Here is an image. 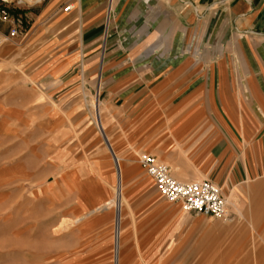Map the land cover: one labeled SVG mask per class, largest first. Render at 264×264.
Returning a JSON list of instances; mask_svg holds the SVG:
<instances>
[{
	"label": "crops",
	"instance_id": "crops-1",
	"mask_svg": "<svg viewBox=\"0 0 264 264\" xmlns=\"http://www.w3.org/2000/svg\"><path fill=\"white\" fill-rule=\"evenodd\" d=\"M66 1L7 0L0 38L29 21L56 34L47 75L98 93L110 153H149L178 181L227 191L240 231L252 232L248 263L264 264V0H75L64 11ZM66 23L77 35L67 58ZM158 197L159 262H176L199 214Z\"/></svg>",
	"mask_w": 264,
	"mask_h": 264
},
{
	"label": "rangeland",
	"instance_id": "rangeland-1",
	"mask_svg": "<svg viewBox=\"0 0 264 264\" xmlns=\"http://www.w3.org/2000/svg\"><path fill=\"white\" fill-rule=\"evenodd\" d=\"M45 31L22 22L15 35L0 38V264H160L168 250L156 246L160 199L137 164L139 150L126 146L113 156L96 127L98 118L103 130L105 115L98 93L47 75L59 48L51 46L56 34L46 39ZM64 32L67 58L77 35L67 23ZM234 188L248 190L242 184L228 194ZM228 208L230 220L193 216L190 254L161 264H250L252 232L240 231Z\"/></svg>",
	"mask_w": 264,
	"mask_h": 264
},
{
	"label": "built area",
	"instance_id": "built-area-1",
	"mask_svg": "<svg viewBox=\"0 0 264 264\" xmlns=\"http://www.w3.org/2000/svg\"><path fill=\"white\" fill-rule=\"evenodd\" d=\"M7 0L0 2V21H8L9 14L3 4ZM40 2L44 0H32ZM73 1L67 0L62 6L64 11L73 7ZM17 33V26L10 28L9 35ZM98 97V95H97ZM96 127L100 129L99 119L96 118ZM137 163L145 174L153 180L157 192L168 202L178 203L184 212L199 214L221 220H229L227 211V201L220 192L219 187L207 179H198L188 182L176 180L163 162L154 155L139 152ZM117 228H115V232Z\"/></svg>",
	"mask_w": 264,
	"mask_h": 264
},
{
	"label": "bare ground",
	"instance_id": "bare-ground-1",
	"mask_svg": "<svg viewBox=\"0 0 264 264\" xmlns=\"http://www.w3.org/2000/svg\"><path fill=\"white\" fill-rule=\"evenodd\" d=\"M27 1H30V2H33L32 0H27ZM97 101H94L93 100V105H92V109H93V113L94 115H98V111H97ZM100 124V122H99ZM101 132L104 136V133H103V130L101 129ZM118 169V168H117ZM118 180V179H117ZM119 187V186H118ZM120 190V189H119ZM114 197L115 199H113V203L115 202V207H116V212H118L117 216H116V221H115V224H116V227H117V231H116V235H115V249H117L118 247V238H119V228H120V220H121V217L119 215V208L121 207V196H120V192H116L114 194ZM107 203V202H106ZM114 206V205H113ZM114 207V208H115ZM118 237V238H117Z\"/></svg>",
	"mask_w": 264,
	"mask_h": 264
}]
</instances>
